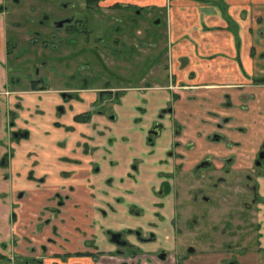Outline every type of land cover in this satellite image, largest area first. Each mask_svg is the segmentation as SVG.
I'll list each match as a JSON object with an SVG mask.
<instances>
[{
	"label": "crops",
	"instance_id": "1",
	"mask_svg": "<svg viewBox=\"0 0 264 264\" xmlns=\"http://www.w3.org/2000/svg\"><path fill=\"white\" fill-rule=\"evenodd\" d=\"M236 1L239 2L240 10L246 9L250 14L246 15L248 20L246 22L244 16L239 14L243 33L245 31L247 33L246 23L250 24L251 20L253 23L251 27L255 31L250 41H244L241 47L244 51L243 62L246 64V72L239 74L238 68H235L236 76L239 78L232 83H222L223 81H218L215 77H203L200 71L195 72L197 64L194 66L192 63V65L189 64L188 72L195 74L196 84L200 87L186 94L181 93L179 101L175 103L171 101L174 104L172 117L168 118L163 127V133L158 137L159 141L153 145L147 141L148 131L160 109L165 106V103H170L171 94L167 92L147 96L158 103L152 105L147 117L141 120H139L141 112L136 109L140 105V100L135 99L133 95L130 96L131 98L128 99L131 109L127 110L123 107L116 110L124 113L123 122L112 125L105 118L98 117L102 114L93 115L89 123L76 122L75 118L86 113L89 105L95 102L94 94H82L85 104L78 107L73 102L74 108L71 109L63 101L59 90L20 91L22 96L29 98L24 105L27 108L32 106L33 109H27L29 112L27 117L21 118L20 115H16L13 121L7 119L10 103L16 105L20 102L23 106L24 99L19 101V95L14 97V94H11L8 98L5 95L10 90L7 88L9 83L6 64L8 49L6 24L3 16H0V193L6 192L9 195L7 202L0 201V254L4 258H11L14 254H18V258L23 260L42 259L43 264L122 263L124 259L121 257L103 256L100 260H95L94 256L99 251L106 253L115 251V247L106 239V230L116 229L120 224L128 225L138 221L136 216L140 207L146 210L147 221H155L157 209L154 203L158 200L152 194L150 186L168 170L163 166V154L175 143L180 144L176 153L183 157L174 160V164H184V171L191 169L207 155L213 157L214 163L219 168L225 159L233 157L232 173L235 176H239V156L242 159L243 172L253 170L264 145V92L260 90L264 88V85H261L264 83L257 85L252 83V80L264 79V69L261 65V60L264 61V33L262 34L260 26L254 22L256 17L258 20L264 18V0ZM150 2L163 5L165 0ZM256 8L258 11L255 10ZM172 30L174 29H171V34L175 35L176 32ZM258 32L262 34V37L257 36ZM206 38L209 36H203L202 40H195L197 42L195 44L190 41L187 44L189 48L185 46L184 50H200L202 66L209 59H213L211 61L214 62L211 64L214 66L216 63L218 67L219 65L230 66V61L225 59V56L216 54L217 58L216 55L214 58H209L214 51L218 53L222 50L219 47L224 44L207 43ZM173 39L175 40V37ZM231 40L232 38L228 36L224 41L225 45L234 46ZM251 48H255L254 58L250 53ZM209 51L211 52L206 53ZM173 57L177 60L178 53ZM196 84L193 87H196ZM236 87L241 88L237 90ZM158 90L151 92H158ZM226 90L234 91L229 95L232 104L230 108L224 107L227 103L226 96L220 97L218 110L212 107L210 98L205 100L203 106L198 107L188 101V97L200 91ZM47 97L50 103H46ZM31 99L34 102L29 105ZM44 102L49 112L48 115L46 113L47 120L44 119L45 113L41 111L43 109L41 105ZM62 105L66 107L65 112H59V107ZM239 107L243 110L247 109L239 113L237 110ZM20 111H23V108ZM33 117H36L35 122L30 124L27 120ZM220 120H227V126L219 130L227 140L217 144L211 143L208 140L209 136L215 131V126ZM175 124L180 126L178 131ZM15 132H28V136L16 139L13 135ZM31 151L38 152L40 155L27 156ZM31 156L33 157L29 160ZM32 160H38L37 164L54 165L56 172L53 175L57 178L53 180L60 181L55 183L51 196L61 193L69 197L66 199V205L59 219L53 220L49 225L43 223V220L51 217L46 208H53L55 204L50 199H44L45 197H39L36 200L35 193L44 187L50 177L44 173L37 174L36 163L32 165ZM171 163L169 170L174 169V164ZM135 165L137 170L134 168ZM138 171L140 185L130 179V174ZM31 172L36 178L44 179L45 182L37 184L29 181ZM62 176L69 180L63 181ZM3 177L7 180L3 181ZM259 177V193H261L264 192V175ZM53 180L47 182V185L50 186ZM70 181L71 184L65 185ZM129 190L136 191V195L127 192ZM20 191L25 192V196L19 202L16 196ZM118 198L121 200L118 201ZM15 203H19L17 209L14 208ZM132 204H137L138 211L130 212L129 208ZM110 205L116 207L118 215H114ZM13 212L16 213L14 218ZM54 226L58 228L57 235L53 234ZM167 234L174 236L172 228ZM49 239L56 241L53 243ZM169 240L173 241V237ZM43 245L49 247L45 254L41 252ZM80 251L88 252L91 256L71 257L66 260L58 257ZM0 264H5L2 258H0Z\"/></svg>",
	"mask_w": 264,
	"mask_h": 264
},
{
	"label": "flooded vegetation",
	"instance_id": "2",
	"mask_svg": "<svg viewBox=\"0 0 264 264\" xmlns=\"http://www.w3.org/2000/svg\"><path fill=\"white\" fill-rule=\"evenodd\" d=\"M23 1L26 2L25 5L19 0H0V16H3L6 24L8 49L7 66L9 58L14 55L13 53L16 48L20 49V53L13 56V59H18V63L22 62L20 61V56L23 55L21 48L22 50L25 49V51L27 49L23 43L35 47V50L37 49L36 46L41 44L46 51L44 56L45 61L39 63L41 67H39V64H37V68H34L32 65L33 69L31 70L35 71L46 67L48 70L46 79H52L54 81L63 80L64 86L60 87L58 90L65 104L69 105V108H74L72 105L73 102H75L78 107H82L85 104L82 95L84 93L96 95V100L89 105V110L77 116L82 118L79 123H89L93 115L104 114L107 109L116 111L119 108H123L122 102H124L127 95L131 93L135 99L140 100V105L137 106L136 109L141 112V116L139 117V120H141L147 117L151 106L158 103L147 97L141 99L144 95L141 92L148 93L159 89L157 93L159 95L165 92L170 93V103H165V106L160 109L158 116L151 123L147 135V141L150 145L159 141L158 137L163 133V127H165L168 118L172 117L174 112V104L172 102L175 103L179 101L181 93L186 94L193 91V85L197 83V78L193 72H188L189 66L186 64L187 60L180 63L179 59L177 58V61L171 53L168 56V53L165 52L168 48L158 43L160 41L159 38L163 35L161 32H149L153 34L151 37L156 43L148 44L147 42H143L148 35L145 30L147 29L146 23L151 22L154 27L162 23V18H152V16H150L151 13H149L148 8H152V6L149 5V0H48L47 2L49 5L43 8L41 6H32V3H30L31 1ZM12 4L13 9L12 12H10V6ZM8 14L18 18V21H20L18 23L21 25L23 33L33 34L34 39L28 40L26 35L19 33L15 36L16 43L12 44L10 39L11 35L10 38H8V25L5 18ZM148 18L149 21L147 22ZM263 24L264 22H262L261 26ZM155 28L158 29L157 27ZM261 30L263 34L264 30ZM102 35H104V37H102ZM152 51H154V53L149 54V52ZM163 53L168 57L165 60V70L169 72L170 83L168 86L152 87L151 83L148 82V77H152L149 72L157 67L155 64L160 62L159 60L163 58ZM151 57H154V62L148 74L146 73L138 78L137 81H134L135 84L144 87L134 86L131 80V71L139 69L141 65ZM155 57H157V59H155ZM163 62H161V70H163ZM25 69L28 72V69ZM7 71L9 75L7 88H11V86L18 83L19 80L16 81L11 77L8 67ZM56 73H58L59 76H57ZM263 80L264 79H255L254 81L262 82ZM40 82L41 80H31L30 83L28 82L30 86L29 91H35L36 89L47 90L46 88L41 89V87H39ZM254 84L257 85L255 82ZM236 88L239 90L241 87ZM9 93L10 92H6L5 94ZM18 99L19 101L23 100L19 98V96ZM195 99V95L188 97L189 102ZM226 100L227 103L224 107L230 108L232 105L230 96H226ZM16 106H21V103L18 102ZM126 109L130 110L131 108L128 106ZM65 110V105L59 107V112H65ZM76 122L78 121L76 120ZM226 122L227 120H220V122L216 124L215 131L209 136V142L216 144L226 142L227 138L219 132L222 127L227 126ZM176 125L177 124H175V128H177L176 130L178 131L180 126L177 125L176 127ZM13 135L16 139L25 138L28 136V132H15ZM179 146V143H175L173 147L164 152L163 166L168 170L162 174L159 180H155V184L150 186L152 194L158 200L157 203H154L157 209L155 221H147L145 217L147 214L146 210L141 207L138 209L139 207L137 204H132L129 210L132 212L138 209L139 211L137 210L136 217L139 220L131 222L128 225L120 224L116 229L106 230V239L110 245L115 247V251L109 253L99 251L94 256L95 260H100L103 256H109L123 258L124 261L120 264H177L179 262L181 263V260L184 263L186 261L185 259H188V256L176 257V254L178 255L180 250L179 237L182 235L177 220L179 212L178 192L180 191L181 182H186L190 185L191 180L194 182V173L216 168V173L224 174L223 176H218L217 181L210 187L214 190L213 193H216L220 190V186L227 182L229 177L235 176L232 173L234 158L229 157L225 159L219 168L217 167L218 165L214 163L213 157L207 155L191 169L184 171V164H174V160L183 157L181 154L179 155L176 153ZM263 151L264 145L253 167V170L257 173V180L256 185L252 188V203L246 205L247 210L253 209L254 206L258 207L259 244L262 251H264L262 247V239L264 238V207L261 205L264 204V198L259 193L260 183H258V181L260 179L259 176L264 175V159L261 160L260 165L257 163ZM171 162L174 164L173 170H169L172 166ZM134 168L137 170V165H135ZM220 169L224 170L221 171ZM181 175H183L184 178L180 179L179 177ZM139 176V171L137 173H131L130 179L137 185H140L141 180H139ZM247 178L251 179L249 175ZM5 180H7V178L5 179V177H3V181ZM29 181L37 184L45 182L44 179L36 178L33 172L29 174ZM191 188L195 189L193 186ZM127 192L136 195V191L129 190ZM24 196L25 192L20 191L16 196L17 201L20 202ZM8 198V193H0L1 202H7ZM68 198V196H63L61 193H56L50 198V201L54 202L55 205L53 208H46L51 217L43 220L44 224L49 225L53 220L59 219V215L66 205V199ZM120 200L121 198H118V201ZM214 201V198L207 195L204 189H195L187 207L191 209L194 208V212L200 213L204 210L198 211L196 208L197 203L201 202L205 204L206 210L208 206L214 204ZM14 206V208L17 209L19 203H15ZM110 208L113 210L114 215H118L116 207L110 205ZM15 216L16 213L13 212L12 217L14 218ZM201 217L205 218L206 214H202ZM205 220L206 219H204V221ZM193 221L197 222L194 219ZM170 228L174 231V236H169V234H167L170 232ZM53 234H58V228L56 226L53 227ZM170 237H173V241L169 240ZM49 241L55 243L56 240L49 239ZM48 248V245L41 246V252L44 254L47 253ZM185 251L190 256H194L196 252L195 248L192 246L187 247ZM90 256V253L80 251L58 257L62 258V260H66L71 257L82 258ZM0 258H2L4 262L8 261L9 264L44 263L42 259L36 258L23 260L18 258V254H14L11 258H4L2 254H0ZM100 264L107 263L101 262Z\"/></svg>",
	"mask_w": 264,
	"mask_h": 264
},
{
	"label": "rangeland",
	"instance_id": "3",
	"mask_svg": "<svg viewBox=\"0 0 264 264\" xmlns=\"http://www.w3.org/2000/svg\"><path fill=\"white\" fill-rule=\"evenodd\" d=\"M19 1H21L23 5L26 4V2H24L23 0ZM47 1L48 0H28V2L32 3V6H41L42 8L46 7V5H49ZM150 1L149 5L152 6V8H148L149 13H151L150 16H152V18H162V23L155 27L163 31H159L158 29H156L151 22H148V18V23H146L147 29L145 30L149 36L147 35L146 39H144L143 42H147L148 44L156 43L151 37L153 34H150L149 32H161V34L163 35H161V37L159 38L160 41H157H159L158 43L161 46L168 48L165 51L168 53V56L170 53L172 55H176L178 53V59L180 63H183L184 60H187V65L193 64L194 66L197 64L196 66L198 67L195 69V72L200 71V74H202L205 78L215 77V79H217L218 81H223L222 83L235 82L239 78L238 76H236L237 68L239 70V74H244L246 72V64L243 62L244 51L241 50V47L244 41H250L251 35L255 31H253V28L251 27L253 24L251 20L250 24L246 23V27L248 30L246 29V27L245 29L247 30V33L246 31L243 33V29L241 28L239 23V14L241 16H244L245 22L247 20L246 15L250 14L246 9H239V2H237L236 0H165V3L163 5H159L158 3L154 4ZM12 6L13 4L10 6V12H12ZM174 8H176L175 11ZM255 10L258 11L257 8ZM5 18L8 25V38H10L11 35L10 39L12 44L16 43L15 36L19 33L26 35V38L28 40L34 39L33 34L23 33L21 25H19L18 23L20 21H18V18H16L14 15L8 14ZM255 19L256 20H254V22L264 30V24L261 26L262 22H264V18L258 20V18L256 17ZM171 29H174L172 31L176 32L175 35L171 34ZM203 36H209V38H206L205 40L207 41V43H218L221 45L224 44V46L219 47L222 50H219L218 53L214 51L212 57L209 58H214L216 54L225 56L224 58L230 61V66L219 65L218 67L217 63L214 66L213 64H211L214 62L211 61L213 59L206 60L207 62L205 63V65L203 64L204 66H202L201 63L203 62V59L202 57H200V50H184L185 46L189 48L187 44L190 41L191 43L195 44L197 43L195 40H202ZM228 36L232 38L230 42H232L234 46L228 47L225 45L226 43L224 41ZM257 36L262 37V34L258 32ZM102 37H104V35H102ZM173 37H175V40L173 39ZM178 43H182V45ZM23 44L27 49L25 51V49L22 50L21 48L23 55L20 56V61L22 62L18 63V59H13V56H16L20 53V49L16 48L15 52L13 53L14 55L9 58L7 66L9 68L11 77H13L16 81L19 80V82L11 86L9 90L10 93L5 94L6 97L8 98L9 95L14 94V97H16V95H19V98L24 99L23 106L21 105L18 107L13 103H10L11 106L7 111L6 116L7 119L12 121L16 115H20L21 118L27 117L29 113L27 112V109H33L32 106H29L30 108H27V106L24 105L28 102L29 98H26L20 94V91H29V83L31 80H41V82L39 83V87H41V89L46 88L51 90L49 92H53L64 86L63 80L54 81L52 79H46V73L48 71L46 67L43 69H37L35 71L31 70L33 69V66L34 68H37V64L45 61L44 56L46 54V51L44 50L42 45L39 44L38 46H36L37 49L35 50V47L29 46L25 43ZM210 52L211 51L206 53ZM152 53H154V51L149 52V54ZM250 53L254 58L255 48H251ZM217 55L215 56L216 58ZM167 58V55L163 53V58H161L160 60L158 59L160 62L155 64L157 67H155L154 70L152 69L151 72H149V69L154 62V57H151L146 62H144L139 68L140 70H132L131 80L133 82V85L136 87H144L142 85L139 86V84H135L134 81H137L138 78H140L142 75H145L146 73L148 74L149 72L151 73L152 77H148V82L151 83L152 87L168 86L170 83L169 72L165 70V60ZM155 59H157V57H155ZM161 62H163V70H161ZM199 63L201 65H199ZM261 65L264 69L263 60H261ZM39 67H41L40 64ZM25 68L28 69V72ZM56 74L57 76H59L58 73ZM244 78L247 79L245 75ZM254 82L257 84L261 83L252 80V83ZM197 85L198 84H196V87H194V89L200 87ZM260 90L264 92V88ZM158 92H141L142 94H144L141 99L146 98L147 96H149V94L156 96ZM231 93H234V91H200L195 95L197 99L192 100L190 103L196 104V107L203 106L205 100L207 98H210L212 100V107H216L217 109L220 108V97L229 96ZM131 94H128L126 97V101L122 102L123 107H130V100L128 98H131ZM45 100L46 103H50L49 97H47V99ZM29 101V105L34 102L32 101V99ZM41 107L43 108L41 111L45 113L44 119L47 120L46 113L48 115L49 112L46 109L47 105H45V102L43 103V105H41ZM22 108L23 111H20ZM246 109L243 110L239 107L237 110H239V113H241L245 112ZM18 112L19 114H17ZM123 115L124 113L122 111L119 112L112 109H107L105 110L104 114L98 117L105 118L112 125H117L121 124V121L123 122ZM35 119L36 117H33L27 121L32 124L33 122H35ZM29 154L40 155L35 151L29 152L27 156ZM33 156L28 159L31 160ZM241 160L242 159L239 156V176L229 177L227 179V182L221 185L220 190L216 193H213L214 190H212V188L210 187L217 181L218 176L224 175L222 173H216V168L194 173V182L191 180L190 185H188L186 182H181L180 191L178 192L179 212L177 215V220L182 235H180L179 237L180 250L178 255L176 254V257L179 258L181 256H188V259H185L186 261L184 263L181 260V263L179 262L177 264H264V251L261 250L259 244L258 207L254 206V208L251 210L246 209V205H250L252 203V188L256 185L257 173L254 170L243 172L244 169L242 167ZM36 161L38 160H32V165L35 164ZM36 166L37 168L35 170L37 174L44 173L46 175H49L50 179L47 180V182H51V180L57 178L53 175V173L56 172V168L54 165L36 163ZM220 170L223 171L224 169ZM248 175L251 179L247 178ZM61 178L65 182L69 180L65 176H62ZM179 178L182 179L184 177L183 175H181ZM56 180L60 181L59 179ZM53 181L54 182L50 184V186L49 184L47 185L46 182L44 187L35 193L36 200H38L39 197H45L44 199L46 200H49L52 197L51 195L54 192L53 187L57 182L55 180ZM67 184H71V181L65 183V185ZM192 186L197 190L201 188L204 189V192H207V195L214 198V204L212 206H208V208L205 210V204L201 202L197 203L196 208L198 209V211L204 210L200 213L194 212V208L191 209L187 207V204L190 202L191 195L195 190L191 188ZM35 189L38 188L35 187ZM260 194L264 198V192L262 191ZM261 206L264 207V204ZM202 214H206V217L202 218ZM193 219L197 222H194ZM204 219L206 220L204 221ZM262 240V247L264 248V238ZM189 246L195 248L196 252L194 256H190L186 253L185 249ZM5 263L9 264L8 261H6Z\"/></svg>",
	"mask_w": 264,
	"mask_h": 264
},
{
	"label": "water",
	"instance_id": "4",
	"mask_svg": "<svg viewBox=\"0 0 264 264\" xmlns=\"http://www.w3.org/2000/svg\"><path fill=\"white\" fill-rule=\"evenodd\" d=\"M263 159H264V151L260 154L259 162L257 164L260 165L261 164V160H263Z\"/></svg>",
	"mask_w": 264,
	"mask_h": 264
},
{
	"label": "trees",
	"instance_id": "5",
	"mask_svg": "<svg viewBox=\"0 0 264 264\" xmlns=\"http://www.w3.org/2000/svg\"><path fill=\"white\" fill-rule=\"evenodd\" d=\"M261 83H264V80ZM76 120L79 122V121L82 120V118L81 117H77Z\"/></svg>",
	"mask_w": 264,
	"mask_h": 264
}]
</instances>
